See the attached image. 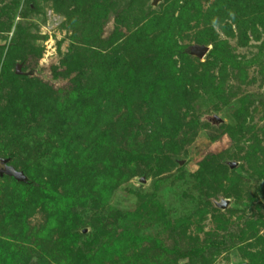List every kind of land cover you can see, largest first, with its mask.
<instances>
[{
  "label": "rangeland",
  "instance_id": "rangeland-1",
  "mask_svg": "<svg viewBox=\"0 0 264 264\" xmlns=\"http://www.w3.org/2000/svg\"><path fill=\"white\" fill-rule=\"evenodd\" d=\"M150 1L0 0V264H264V0Z\"/></svg>",
  "mask_w": 264,
  "mask_h": 264
},
{
  "label": "water",
  "instance_id": "water-1",
  "mask_svg": "<svg viewBox=\"0 0 264 264\" xmlns=\"http://www.w3.org/2000/svg\"><path fill=\"white\" fill-rule=\"evenodd\" d=\"M126 2V4H129L132 0H124ZM164 0H151L150 3H149V8H152V7H155V8H159L160 7V4L161 2H163ZM207 49L202 47L201 48V52L203 54L204 51H206ZM8 171L10 173H15L16 175L20 176L22 178V175H21V172H17L16 170H14L12 167L10 169H8ZM223 207L224 205L228 204V200H223L221 203H220Z\"/></svg>",
  "mask_w": 264,
  "mask_h": 264
},
{
  "label": "trees",
  "instance_id": "trees-1",
  "mask_svg": "<svg viewBox=\"0 0 264 264\" xmlns=\"http://www.w3.org/2000/svg\"><path fill=\"white\" fill-rule=\"evenodd\" d=\"M34 183H35V181H32V180L29 181L30 185H34Z\"/></svg>",
  "mask_w": 264,
  "mask_h": 264
}]
</instances>
